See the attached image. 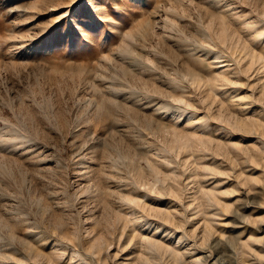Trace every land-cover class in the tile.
I'll use <instances>...</instances> for the list:
<instances>
[{"label": "rangeland", "instance_id": "1", "mask_svg": "<svg viewBox=\"0 0 264 264\" xmlns=\"http://www.w3.org/2000/svg\"><path fill=\"white\" fill-rule=\"evenodd\" d=\"M0 264H264V0H0Z\"/></svg>", "mask_w": 264, "mask_h": 264}, {"label": "snow or ice", "instance_id": "2", "mask_svg": "<svg viewBox=\"0 0 264 264\" xmlns=\"http://www.w3.org/2000/svg\"><path fill=\"white\" fill-rule=\"evenodd\" d=\"M126 3L130 7H136L137 3H138V0H126Z\"/></svg>", "mask_w": 264, "mask_h": 264}]
</instances>
